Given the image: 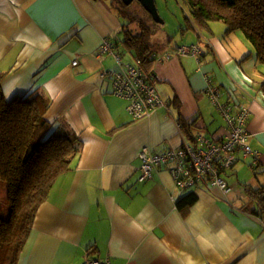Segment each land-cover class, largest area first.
<instances>
[{
	"label": "crops",
	"instance_id": "obj_1",
	"mask_svg": "<svg viewBox=\"0 0 264 264\" xmlns=\"http://www.w3.org/2000/svg\"><path fill=\"white\" fill-rule=\"evenodd\" d=\"M120 25L105 0H0L5 97L35 91L50 102L48 123L63 124L81 143L71 170L37 209L18 264H80L86 256L110 264H264V222L247 193L264 192V73L257 71L264 66L252 53L247 64L248 56L238 59L216 36L192 27L201 56L176 54L170 46L154 56L152 83L168 111L133 121L127 102L112 95L102 76L118 69L99 52L103 39L115 44L122 63L133 62ZM167 52L170 59L159 61ZM206 76L224 102L248 109L245 130L258 163L238 154L221 174L227 194L204 184L181 194L169 165L139 182L143 147L160 153L189 142L179 118L192 122L193 135L225 137V123L204 93ZM188 193L196 200L178 208Z\"/></svg>",
	"mask_w": 264,
	"mask_h": 264
},
{
	"label": "trees",
	"instance_id": "obj_2",
	"mask_svg": "<svg viewBox=\"0 0 264 264\" xmlns=\"http://www.w3.org/2000/svg\"><path fill=\"white\" fill-rule=\"evenodd\" d=\"M105 1L120 19L122 44L152 75L154 56L170 44L168 39L159 48L154 38L162 25L156 24L137 1L129 5L120 0ZM181 1L187 7V21L193 20L199 26L221 22L226 33L241 31L264 66V0ZM3 78L0 74V182L6 185V212L5 217L0 216V264H18L37 209L58 177L71 170L81 143L63 124L48 123L45 114L50 102L35 91L7 99L2 90ZM261 91L264 94V81ZM178 122L192 141V122L182 118ZM247 193L255 199L257 215L264 222V192L249 189ZM195 200L188 193L176 201V206L185 208Z\"/></svg>",
	"mask_w": 264,
	"mask_h": 264
},
{
	"label": "built area",
	"instance_id": "obj_3",
	"mask_svg": "<svg viewBox=\"0 0 264 264\" xmlns=\"http://www.w3.org/2000/svg\"><path fill=\"white\" fill-rule=\"evenodd\" d=\"M114 46L109 39H103L100 44L99 52L113 57L118 64L117 70L104 72L102 76L111 81L112 95L127 102L126 112L129 117L133 121L147 120L158 109L164 108L168 111L167 101L159 95L152 83L151 74L142 68L140 60L133 58L132 63H122ZM177 52L196 58L202 53L195 45L179 47ZM168 59L169 53L164 54L159 61ZM205 83L204 93L225 123V137L216 142L197 132L192 141L175 149L157 153L143 147L137 155L140 160L139 182L150 180L156 169L169 165V173L181 194L199 184L218 188L227 194L231 188L221 174L234 166L238 161L237 155L240 154L242 159L251 160L253 164L258 163L260 154L249 146L245 130L249 117L248 109L237 104L221 102L220 89L212 79L206 76ZM80 264H110V260L86 256Z\"/></svg>",
	"mask_w": 264,
	"mask_h": 264
},
{
	"label": "rangeland",
	"instance_id": "obj_4",
	"mask_svg": "<svg viewBox=\"0 0 264 264\" xmlns=\"http://www.w3.org/2000/svg\"><path fill=\"white\" fill-rule=\"evenodd\" d=\"M154 2L157 12L163 20L161 29L157 31L154 36L155 40L160 43L159 48L162 46L161 42L164 43L168 39H170V44H168V46H170L171 49L173 48L176 54L177 49L183 47L182 45L187 47L192 46L193 42L198 41L196 31L192 28L194 27L197 32L201 31L207 36H216L229 51L238 54V59L243 56L246 57L251 53L255 56L253 47L245 39L241 31L226 33V26L221 22H211L206 25L200 24L199 26L192 19V21H187V7L181 0H154ZM120 35L122 34L120 33ZM253 56L247 57V60H249L248 62H250L247 64H252L254 62L253 59L255 57ZM248 67L250 69L249 65ZM257 71H259V74L264 73L261 68L257 69ZM251 72L255 73L253 70H251ZM5 207L6 185L4 182H0V216L2 217H5Z\"/></svg>",
	"mask_w": 264,
	"mask_h": 264
},
{
	"label": "water",
	"instance_id": "obj_5",
	"mask_svg": "<svg viewBox=\"0 0 264 264\" xmlns=\"http://www.w3.org/2000/svg\"><path fill=\"white\" fill-rule=\"evenodd\" d=\"M124 5H129L133 1H137L144 10L151 16L152 20L156 24H163V20L160 18L154 0H120Z\"/></svg>",
	"mask_w": 264,
	"mask_h": 264
}]
</instances>
